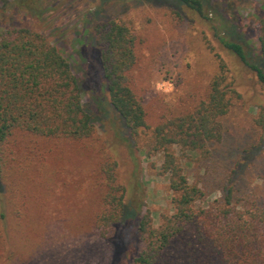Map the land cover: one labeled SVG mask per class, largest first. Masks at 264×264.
<instances>
[{"label":"rangeland","instance_id":"374dc122","mask_svg":"<svg viewBox=\"0 0 264 264\" xmlns=\"http://www.w3.org/2000/svg\"><path fill=\"white\" fill-rule=\"evenodd\" d=\"M207 1L238 33L248 60L264 67L258 40L264 0ZM113 18L128 22L137 34L132 77L150 125L139 138L137 171L126 140L129 133L101 99L107 94L94 27ZM214 24L171 0H0V32L10 27L41 32L71 61L102 137L101 142L58 144L15 136L17 156L29 167L12 176V193L4 201L8 217L0 223V264H14L19 255L29 258L34 253L32 264H122L121 256L132 258L142 246L135 218L120 226L113 239H97L91 231L101 209L93 155L101 143H108L131 205L142 202V211L150 209L160 224L161 214L173 211L172 191L168 176L159 172L162 152L147 154L150 137L164 118L193 109L207 96L221 60L241 94L221 120L222 139L208 143L209 152L173 147L190 182L204 191L197 206H226V189L233 187V206L264 210V133L255 122L264 105V87L256 72L216 37ZM28 150L40 155L28 156Z\"/></svg>","mask_w":264,"mask_h":264},{"label":"trees","instance_id":"16d2710c","mask_svg":"<svg viewBox=\"0 0 264 264\" xmlns=\"http://www.w3.org/2000/svg\"><path fill=\"white\" fill-rule=\"evenodd\" d=\"M171 1L209 22L216 21L212 26L216 37L256 72L264 87V67L248 60L238 33L210 9L207 0ZM174 12L183 16L180 9ZM258 26L264 58V15L259 17ZM94 37L105 80L103 94H107L101 99L118 116L122 130L129 133L125 138L137 171L139 138L150 128L143 97L136 92L132 77L138 60L137 34L128 22L113 18L97 22ZM226 72L221 60L207 96L193 109L164 118L150 137L147 154L162 152L159 172L168 176L172 191L173 211L162 213L160 224H155L150 209L142 211V202L131 205L128 187L119 179V162L109 152L108 143L104 141L96 149L94 172L101 188V209L92 221L91 231L97 239H113L120 226L135 218L142 243L132 258L121 256L122 264H264V210H239L233 206V187L226 189V206H197L204 191L190 182L173 147L209 152L207 144L222 139L221 120L230 111L233 99L241 97ZM95 119L85 106L84 91L72 63L61 49L43 33L28 27H10L0 32V223L8 217L3 207L12 193V176L29 167L21 155L17 156L15 136L33 137L37 139L34 143L39 139L58 144L101 142ZM255 122L264 133V105L259 106ZM26 155L40 154L28 150ZM17 163L21 170L16 168ZM35 255H19L14 264H32Z\"/></svg>","mask_w":264,"mask_h":264}]
</instances>
